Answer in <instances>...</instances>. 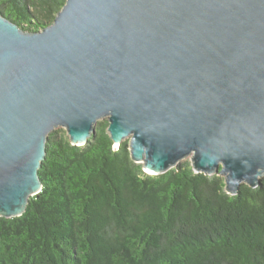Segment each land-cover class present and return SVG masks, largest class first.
Listing matches in <instances>:
<instances>
[{
    "label": "water",
    "instance_id": "water-1",
    "mask_svg": "<svg viewBox=\"0 0 264 264\" xmlns=\"http://www.w3.org/2000/svg\"><path fill=\"white\" fill-rule=\"evenodd\" d=\"M161 174L189 158L224 190L264 176V0H64L26 31L0 14V216L42 187L48 134L98 120Z\"/></svg>",
    "mask_w": 264,
    "mask_h": 264
},
{
    "label": "trees",
    "instance_id": "trees-1",
    "mask_svg": "<svg viewBox=\"0 0 264 264\" xmlns=\"http://www.w3.org/2000/svg\"><path fill=\"white\" fill-rule=\"evenodd\" d=\"M63 3L0 0V14L37 31ZM107 125L84 145L48 134L40 191L20 216H0V264H264V176L230 195L188 160L148 174Z\"/></svg>",
    "mask_w": 264,
    "mask_h": 264
},
{
    "label": "rangeland",
    "instance_id": "rangeland-1",
    "mask_svg": "<svg viewBox=\"0 0 264 264\" xmlns=\"http://www.w3.org/2000/svg\"><path fill=\"white\" fill-rule=\"evenodd\" d=\"M52 131L57 132V134H61V133L65 132V130L62 127H56ZM184 160H189V158L187 157Z\"/></svg>",
    "mask_w": 264,
    "mask_h": 264
}]
</instances>
